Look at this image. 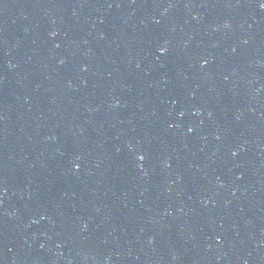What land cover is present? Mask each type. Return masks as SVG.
Listing matches in <instances>:
<instances>
[{"label":"water","instance_id":"1","mask_svg":"<svg viewBox=\"0 0 264 264\" xmlns=\"http://www.w3.org/2000/svg\"><path fill=\"white\" fill-rule=\"evenodd\" d=\"M261 3L0 0V264H264Z\"/></svg>","mask_w":264,"mask_h":264},{"label":"snow or ice","instance_id":"2","mask_svg":"<svg viewBox=\"0 0 264 264\" xmlns=\"http://www.w3.org/2000/svg\"><path fill=\"white\" fill-rule=\"evenodd\" d=\"M261 7L264 8V3H261ZM164 51V50H163ZM189 131H191V129H189ZM141 159H143V157H141ZM78 167V166H77Z\"/></svg>","mask_w":264,"mask_h":264},{"label":"clouds","instance_id":"3","mask_svg":"<svg viewBox=\"0 0 264 264\" xmlns=\"http://www.w3.org/2000/svg\"><path fill=\"white\" fill-rule=\"evenodd\" d=\"M138 159H141V157H138Z\"/></svg>","mask_w":264,"mask_h":264}]
</instances>
